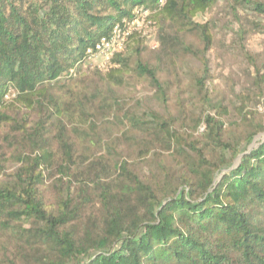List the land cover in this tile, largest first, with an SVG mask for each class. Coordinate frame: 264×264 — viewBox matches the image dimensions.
Here are the masks:
<instances>
[{
    "label": "trees",
    "instance_id": "obj_1",
    "mask_svg": "<svg viewBox=\"0 0 264 264\" xmlns=\"http://www.w3.org/2000/svg\"><path fill=\"white\" fill-rule=\"evenodd\" d=\"M160 1L0 0V130L14 125L17 135L0 138V264H264V73L256 70L248 93L213 101L212 30L195 20L218 1ZM232 2L235 18L241 9L264 16V0ZM140 8L151 12L161 65L135 33L113 59L119 67L98 75L114 87L129 75L148 82L161 112L142 100L54 91ZM249 34L242 24L235 37ZM194 35L201 49L184 43ZM188 56L201 74H185L186 90L172 99L162 65ZM104 120L118 133L105 140Z\"/></svg>",
    "mask_w": 264,
    "mask_h": 264
},
{
    "label": "rangeland",
    "instance_id": "obj_2",
    "mask_svg": "<svg viewBox=\"0 0 264 264\" xmlns=\"http://www.w3.org/2000/svg\"><path fill=\"white\" fill-rule=\"evenodd\" d=\"M217 1L218 4L213 10L198 15L195 21L199 24H210L212 30V46L207 54L211 75L210 91L212 93V99L215 102L221 100L229 102L232 99L234 100L235 95L244 92L248 93L251 90L250 79L256 73V70H260L261 73H264V35H262L264 32V16L257 17L251 12H245L241 9L238 18H235L237 16H235V12L233 11L232 0ZM242 24H244L246 30L250 33L244 42L240 41V37H235V34L241 29ZM155 33L156 29L154 30L152 39L149 40L145 57L149 58L155 66H160L161 64L158 59L161 56V51L160 48H158V39H155ZM194 36L185 37L184 43L186 45H194V47L201 49L202 43ZM243 48H245L246 52L252 57L245 55L242 51ZM162 57V64L169 61L168 58ZM193 58L194 57L188 56L181 63L178 64L176 62L175 68H171L172 66L167 64L162 65V69H164L163 75L170 81L168 93L172 99H174L177 90L182 88L186 90L188 83L184 81L185 74L189 72L201 74V64L196 58ZM249 59L253 60L252 64L249 63ZM112 62L113 60L109 62L104 56L94 59L77 73L75 77L68 76L67 78H63L60 84L54 86L53 89L58 93V88L60 86H66V89H64L62 93L67 94L68 98L71 92L81 94L88 93L89 95L99 94V97L104 99L107 104L114 102L113 100L123 102L122 100L127 99L132 105H135L137 101L142 100L148 107H156V109L161 112L162 106H160V102L153 97V91L148 82L137 80L135 77L129 75L126 77L124 86L114 87L100 78L98 74H105L112 68L119 67V65L116 66L115 63L112 64ZM146 97L148 99H146ZM187 98V94L182 97V99ZM260 111L264 112V108L262 107ZM34 120H37V116H34ZM54 123L55 127L52 129V132L49 133V137L53 140L54 147L58 149V138L62 129L61 125L55 119ZM13 126L14 125L2 126L0 130L2 142H5L6 136H10L11 138L17 136L13 132ZM99 128V133L103 140L118 134L117 128L111 120L100 122ZM201 128V131H203L204 127ZM67 135L72 138V141L77 142L76 136L69 130ZM260 139L261 138L258 137L251 144L244 146V151H250L257 147V143ZM20 150H26V145ZM11 152L12 151H8L6 154ZM77 156H81L79 148ZM108 163L111 165L110 162ZM65 185L71 186L72 184L66 183ZM47 187L49 198L53 200L58 193L52 180H48Z\"/></svg>",
    "mask_w": 264,
    "mask_h": 264
},
{
    "label": "built area",
    "instance_id": "obj_3",
    "mask_svg": "<svg viewBox=\"0 0 264 264\" xmlns=\"http://www.w3.org/2000/svg\"><path fill=\"white\" fill-rule=\"evenodd\" d=\"M166 1L161 0L160 5L164 6ZM150 17L151 12L149 10L145 8L136 9L133 19L123 20L114 27L109 36L100 38L92 47L87 49L86 59L80 64L81 70L99 57L104 56L109 62L113 60L116 55L125 51L130 38L135 33H140L148 40H151L154 34L155 24ZM76 73V71L72 72L74 76L77 75Z\"/></svg>",
    "mask_w": 264,
    "mask_h": 264
}]
</instances>
